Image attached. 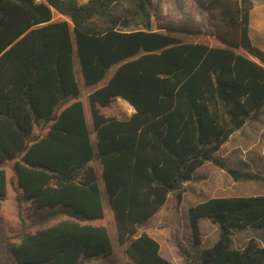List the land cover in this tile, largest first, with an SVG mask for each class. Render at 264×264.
<instances>
[{"label": "trees", "instance_id": "1", "mask_svg": "<svg viewBox=\"0 0 264 264\" xmlns=\"http://www.w3.org/2000/svg\"><path fill=\"white\" fill-rule=\"evenodd\" d=\"M253 8L252 0H0V214L5 165L15 160L19 200L45 226L13 246L16 264H87L114 253L108 228L91 223L105 218L94 159L117 242L135 264H175L140 230L171 198L179 209L184 185L207 162L235 182H264L214 158L264 116V50L250 35ZM179 33L224 46L185 42ZM76 52L85 85L95 87L88 99L96 151ZM118 99L135 112L106 115ZM42 124L44 137L35 133ZM188 212L197 245L203 219L219 237L199 260L172 229L183 264H264L254 239L238 249L232 238L234 229H264V195L214 197Z\"/></svg>", "mask_w": 264, "mask_h": 264}, {"label": "rangeland", "instance_id": "2", "mask_svg": "<svg viewBox=\"0 0 264 264\" xmlns=\"http://www.w3.org/2000/svg\"><path fill=\"white\" fill-rule=\"evenodd\" d=\"M79 1L86 3L88 0ZM252 1L254 8L251 11L250 35L253 43L256 46L259 44L264 49V0ZM62 19L65 18L57 13L54 14V20ZM176 35L189 43H202L210 47L224 46L219 40L206 35L184 33ZM239 52L244 53L242 50H239ZM74 60L77 81L81 87V96L87 104V111L90 114V105L86 96L95 87L85 85L77 52ZM116 67L110 70L108 78L113 74ZM124 105L130 108V104L124 101L121 104L115 102L110 107L104 108L103 112L108 116L123 118L120 111L123 112ZM95 141L97 144V139ZM214 158L223 160L232 167L264 177V116L260 122H249L236 135H233L229 142L215 154ZM15 162L13 160L5 165L9 185L8 195L3 201L0 214V264H16L12 252L13 246L20 241L23 234L34 233L45 227L34 223V217L29 210L30 204L19 200L21 190L17 185ZM101 169L102 165L98 161V172ZM195 177L194 181L184 185L185 192L178 210H174V201L171 198L166 206L140 230L156 239L161 245V255L175 264H183V262L173 243L172 229H176L180 244L193 252L199 260L202 251L213 245L219 237L217 226L211 224L207 219H203L201 221L202 242L200 245L194 242L188 212L191 206L214 197L264 195L263 181L235 182L213 162H207L195 173ZM101 181L103 184V180ZM103 202L105 218L91 223L104 225L108 228L114 246V253L107 258L87 264H135L127 257L124 247L117 242L113 213L105 187H103ZM57 221L59 219L50 222L48 225H52ZM232 238L234 247L238 249L244 248L251 239H254L264 248V229H234Z\"/></svg>", "mask_w": 264, "mask_h": 264}, {"label": "crops", "instance_id": "3", "mask_svg": "<svg viewBox=\"0 0 264 264\" xmlns=\"http://www.w3.org/2000/svg\"><path fill=\"white\" fill-rule=\"evenodd\" d=\"M257 46L259 47V48H261V49H263L259 44H257ZM264 50V49H263ZM94 90V89H93ZM93 90H90L88 93H87V99H88V96H89V94L93 91ZM80 100L83 102V104H84V110H85V115H86V120H87V124H88V127H89V129H90V131L92 132V135H91V137H92V142H93V147H94V150L96 151L97 150V147H96V133H95V129H94V124H93V120H92V117H91V112H90V114H88V111H87V104L85 103V101H84V99L82 98V96L80 95ZM88 101H89V99H88ZM124 100H122V99H118L117 100V102L116 103H118V104H121V102H123ZM72 102H74V100H71L70 101V103H72ZM125 103H127L126 101H124ZM69 103V104H70ZM68 104V105H69ZM89 105H90V103H89ZM135 112V110L133 109V107L130 105V108H128V107H126L125 105H124V107H123V112H121L120 111V113H121V115L124 117V116H131L133 113ZM48 131H49V128H48V126H45L44 124H42L41 126H40V128L39 129H37L36 130V135L38 136V135H40L41 137H44V136H46L47 135V133H48ZM238 133V132H237ZM237 133H235L234 135H236ZM233 137V136H232ZM98 161L99 160H97V159H94L93 161H92V164H93V166L95 167V169H96V174H97V178H98V183H100L99 184V187H100V190H101V193H102V197H103V187H105L106 188V186H105V183H104V180H103V168L98 172V170H97V167H98ZM8 162H10V161H8ZM7 162V163H8ZM100 162V161H99ZM6 163V164H7ZM101 163V162H100ZM102 165V164H101ZM101 180H103V184L101 183L102 181ZM102 188V189H101ZM243 249V248H242Z\"/></svg>", "mask_w": 264, "mask_h": 264}]
</instances>
